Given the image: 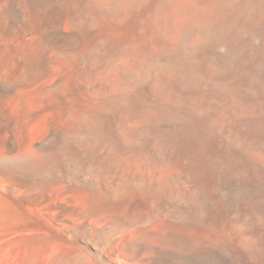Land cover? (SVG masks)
<instances>
[{
    "label": "bare ground",
    "instance_id": "obj_1",
    "mask_svg": "<svg viewBox=\"0 0 264 264\" xmlns=\"http://www.w3.org/2000/svg\"><path fill=\"white\" fill-rule=\"evenodd\" d=\"M0 264H264V0H0Z\"/></svg>",
    "mask_w": 264,
    "mask_h": 264
}]
</instances>
